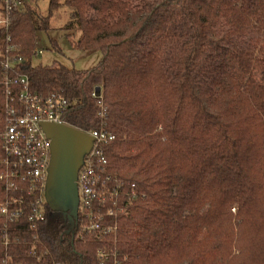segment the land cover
I'll return each instance as SVG.
<instances>
[{
	"label": "trees",
	"instance_id": "16d2710c",
	"mask_svg": "<svg viewBox=\"0 0 264 264\" xmlns=\"http://www.w3.org/2000/svg\"><path fill=\"white\" fill-rule=\"evenodd\" d=\"M18 1L22 73L33 92L67 99L71 127L116 136L99 173L119 195L94 206L117 225L105 237L81 210L73 219L48 204L38 231L28 217L12 225L15 260L101 264L107 251V264H264V0H51L48 16ZM62 6L81 32L75 49L102 52L97 66L33 64ZM3 118L0 89V156Z\"/></svg>",
	"mask_w": 264,
	"mask_h": 264
},
{
	"label": "built area",
	"instance_id": "2783aa9c",
	"mask_svg": "<svg viewBox=\"0 0 264 264\" xmlns=\"http://www.w3.org/2000/svg\"><path fill=\"white\" fill-rule=\"evenodd\" d=\"M4 7L0 16V29L5 31L4 47L0 49V89L3 95L4 129L1 134L2 155L0 180L4 184L8 197L0 204V250L4 256L0 264H48L43 256H36L34 251L31 258L35 262L17 261L10 254L13 244L10 238V228L28 217L31 228L38 231L39 224L46 219L47 201L46 185L52 159V140L47 136L45 124H62L70 126L65 121L69 108L67 99L58 94H43L33 92L31 81L22 73L25 58L18 46L13 44L10 34L12 10L20 5L18 0H0ZM0 4V7L2 6ZM36 51L35 55H41ZM71 127V126H70ZM93 138V147L85 156L84 166L78 175L79 211L83 217L90 218L89 232H98L105 237L116 233L117 225H105L106 214L101 209H94L96 204L106 206L108 198L118 204V189L110 191L99 171H105L107 158L105 149L116 141V136L105 131L94 130L83 132ZM32 200L27 201V197ZM109 217L115 215L114 210L108 212ZM47 254V253H46ZM107 251L99 252L101 264L110 260ZM60 264V263H54Z\"/></svg>",
	"mask_w": 264,
	"mask_h": 264
},
{
	"label": "water",
	"instance_id": "95a60500",
	"mask_svg": "<svg viewBox=\"0 0 264 264\" xmlns=\"http://www.w3.org/2000/svg\"><path fill=\"white\" fill-rule=\"evenodd\" d=\"M44 130L52 140V159L45 194L47 204L52 212L69 214V217L77 219L78 175L84 166L85 156L93 147V138L62 124H45Z\"/></svg>",
	"mask_w": 264,
	"mask_h": 264
},
{
	"label": "rangeland",
	"instance_id": "374dc122",
	"mask_svg": "<svg viewBox=\"0 0 264 264\" xmlns=\"http://www.w3.org/2000/svg\"><path fill=\"white\" fill-rule=\"evenodd\" d=\"M51 0H36L35 7L40 16H48ZM64 3L65 0H60ZM73 10L66 6L60 7L51 19V30L38 34V51L33 64L51 66L62 64L76 70H88L97 66L102 58L101 51L81 52L74 47V43L81 38V32L77 29H67L72 20ZM1 16V12H0ZM53 42L57 43L56 47Z\"/></svg>",
	"mask_w": 264,
	"mask_h": 264
},
{
	"label": "flooded vegetation",
	"instance_id": "af4514ba",
	"mask_svg": "<svg viewBox=\"0 0 264 264\" xmlns=\"http://www.w3.org/2000/svg\"><path fill=\"white\" fill-rule=\"evenodd\" d=\"M63 214H65V213H63ZM67 215H69V214H67Z\"/></svg>",
	"mask_w": 264,
	"mask_h": 264
}]
</instances>
